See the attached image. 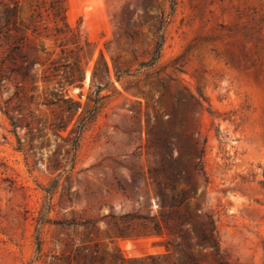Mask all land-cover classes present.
Here are the masks:
<instances>
[{"label": "rangeland", "instance_id": "rangeland-1", "mask_svg": "<svg viewBox=\"0 0 264 264\" xmlns=\"http://www.w3.org/2000/svg\"><path fill=\"white\" fill-rule=\"evenodd\" d=\"M209 235L264 264V0H0V264H217Z\"/></svg>", "mask_w": 264, "mask_h": 264}, {"label": "trees", "instance_id": "trees-1", "mask_svg": "<svg viewBox=\"0 0 264 264\" xmlns=\"http://www.w3.org/2000/svg\"><path fill=\"white\" fill-rule=\"evenodd\" d=\"M172 1V0H171ZM161 42H158L157 43V47L154 51V56L152 57V59H150L149 61L145 62V63H141V66H147V65H150V64H153L155 61H156V58H157V53L159 52V49H160V46H161ZM9 119H10V122H11V125L13 126V129L16 128V121L13 119V117L11 116H8ZM79 130V129H78ZM188 181V185L192 188V184H191V181L189 180V178L187 179ZM46 192L48 194L51 193V189L48 188L46 189ZM158 193L161 197V200H162V203L164 205V207L167 209L168 212L170 213H174L178 216V219L181 223V225H185V224H189L191 227H194V223H193V220L191 219L190 216H187L184 212L180 211L178 208H176V205H175V199L173 196H168L167 193L165 192V190L163 188H158ZM180 197H181V200H183L185 197H186V190L183 188L181 189V192H180ZM161 207V202L158 201V207H157V210H159ZM112 217H114L112 215ZM122 217L125 219V221H131L133 220L134 218L136 219H139L141 218L139 215H136L134 213H131V212H127L125 214L122 215ZM152 230L158 234L159 233V225L156 221H154V219L152 220ZM60 224L62 225H66V226H71V225H84V226H89L90 225V222L89 221H85V222H82V223H79L78 221H75L74 219H71V220H63V221H60L59 222ZM114 223V226L116 227V230L118 231V234L120 236H124V234H126V232H124L119 226H117L116 222H113ZM129 227V226H128ZM93 229V228H91ZM208 240H215V243L214 245H211V248H210V251L211 253L217 257L216 259V263L217 264H221L222 262L218 259V257H220V245H219V242L217 240V236L215 235H209L205 238H203L201 241L203 243H205V241H208ZM38 244V247H40V242H37ZM191 246H188L187 249H190ZM205 248V247H204ZM154 264V263H153Z\"/></svg>", "mask_w": 264, "mask_h": 264}]
</instances>
